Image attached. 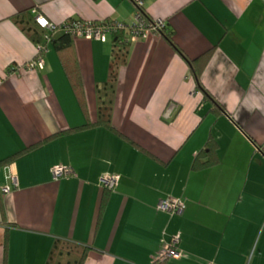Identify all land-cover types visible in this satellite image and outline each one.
I'll list each match as a JSON object with an SVG mask.
<instances>
[{
  "label": "crops",
  "instance_id": "0c3cea01",
  "mask_svg": "<svg viewBox=\"0 0 264 264\" xmlns=\"http://www.w3.org/2000/svg\"><path fill=\"white\" fill-rule=\"evenodd\" d=\"M143 2L204 64L212 98L151 32L130 42L110 128L97 124V88L113 36L52 43L44 67L31 70L37 45L14 17L37 9L57 25L131 23L136 0H0V162L26 150L0 166V264H46L59 239L88 247L84 264H156L174 235L182 256L164 264H264V0ZM209 140L214 163L194 168ZM57 165L75 174L54 180ZM10 172L18 187L3 193ZM105 173L120 175L115 191L102 187ZM167 199L183 201V212L159 210Z\"/></svg>",
  "mask_w": 264,
  "mask_h": 264
},
{
  "label": "built area",
  "instance_id": "2783aa9c",
  "mask_svg": "<svg viewBox=\"0 0 264 264\" xmlns=\"http://www.w3.org/2000/svg\"><path fill=\"white\" fill-rule=\"evenodd\" d=\"M137 12L131 23L118 22L111 19L100 21H85L82 19H71L62 24H55L47 17L42 15L37 9H33L32 14L36 23L45 30L43 42L37 45V55L34 59L26 63L28 69L34 70L43 68L45 65V56L49 51L57 32L62 31L73 37H83L89 40H100L105 42L109 36H113L118 32H125L128 41L146 37L151 32L162 33L167 27L165 19H147L144 14L143 0H136ZM177 108L176 104L170 103L164 116L170 118ZM75 172L71 167L57 165L52 168L54 180H60L64 177L74 175ZM9 183L5 184L1 191L8 193L18 187V178L15 173L10 172L7 175ZM120 182V175L116 173H105L101 177V185L108 191H115ZM157 208L161 211L172 214L181 213L185 208V204L180 199H167L159 202ZM182 256L180 249V235H174L163 249L155 257L156 263H162L169 259H178Z\"/></svg>",
  "mask_w": 264,
  "mask_h": 264
},
{
  "label": "trees",
  "instance_id": "16d2710c",
  "mask_svg": "<svg viewBox=\"0 0 264 264\" xmlns=\"http://www.w3.org/2000/svg\"><path fill=\"white\" fill-rule=\"evenodd\" d=\"M27 13V12H26ZM21 13L14 17L15 21L21 25L23 30L35 41L36 45L43 42L45 30L42 29L35 20H33L31 13L27 14ZM143 14L147 19H151L147 12L143 10ZM162 31V34L167 38L169 43L177 50L184 58L187 60L191 67L192 74L194 76L197 88L202 90L207 97L212 98L210 93L205 89L202 80L201 74L203 71L204 64L197 63L198 60L189 59L180 47L173 40L171 34ZM73 36L62 33L58 38H54L53 45L57 50H63L72 45ZM130 41H128L127 34L125 32H118L113 35V49H112V59L109 66V74L107 80L97 88L98 96V121L97 124L105 125L112 128V113H113V104L116 93V86L118 82L119 70L120 68L128 62L129 56ZM207 54L203 56V60L207 59ZM201 60V59H199ZM201 65V66H200ZM90 124H85L79 127L72 128L70 130L63 131L65 133L68 131H75L86 128ZM26 151V150H25ZM22 151V152H25ZM22 152L18 153L21 154ZM216 152V145L212 140H209L208 148L201 151L194 162V168L207 167L214 163L210 159L212 155ZM18 154L12 155L0 162V166H5L9 164L12 160L16 158ZM207 157L206 161L201 159ZM89 249L88 247L76 245L70 241L65 240H55L51 252L48 256L46 264H84L85 258L87 256ZM165 262V261H164ZM162 262L161 264H164ZM159 264V263H156Z\"/></svg>",
  "mask_w": 264,
  "mask_h": 264
}]
</instances>
